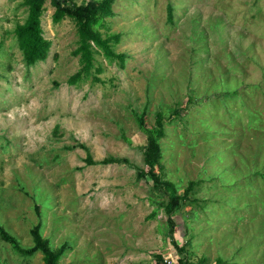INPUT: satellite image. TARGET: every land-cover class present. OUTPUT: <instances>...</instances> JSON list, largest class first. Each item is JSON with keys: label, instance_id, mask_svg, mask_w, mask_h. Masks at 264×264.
Here are the masks:
<instances>
[{"label": "rangeland", "instance_id": "374dc122", "mask_svg": "<svg viewBox=\"0 0 264 264\" xmlns=\"http://www.w3.org/2000/svg\"><path fill=\"white\" fill-rule=\"evenodd\" d=\"M71 5L87 0H68ZM171 17L167 19V6ZM107 58L75 83L76 23L53 22L45 58L26 65L13 35L21 0H0V225L22 246L39 223L60 264H264V0H113ZM99 67L100 69H96ZM96 76L95 77H93ZM163 117L160 179L137 176L145 127ZM142 114L143 126L137 116ZM89 154L92 163H86ZM127 161L101 162L104 156ZM0 264H42L0 239Z\"/></svg>", "mask_w": 264, "mask_h": 264}, {"label": "trees", "instance_id": "16d2710c", "mask_svg": "<svg viewBox=\"0 0 264 264\" xmlns=\"http://www.w3.org/2000/svg\"><path fill=\"white\" fill-rule=\"evenodd\" d=\"M44 1L45 0H21V3L25 6V16L22 21L16 22L12 28L16 45L26 65H30L37 60L45 58L48 51L50 41L43 36L40 25V15ZM49 2L53 6V10L50 14L51 21L56 22L66 15L71 17L76 23L78 38L73 53L78 54L80 67L68 76L67 81L69 83H75L82 75L89 73L93 66V54L96 51L100 50L107 58L117 56L122 59L123 53L114 52L111 46L112 43L118 41L119 34L114 32L101 36L97 28L99 25H103L100 20L113 14L111 9L113 0H87L84 3L76 5H71L68 0H49ZM170 10L171 8L168 5L166 12L167 19L171 17ZM96 69L100 68L97 67ZM93 77L96 78L94 75ZM137 120L139 124L143 126L142 114L137 116ZM144 130L146 132V140L142 148L143 166L138 168L137 176L149 178L151 185L154 187H161L167 192V199L163 207L167 214V223L169 224V241L174 245V248L180 252L182 248L175 242L171 234L175 224L171 215L178 205V201L184 198L190 190L192 181L188 182L181 194H177L172 182L160 179L158 176L156 168L160 165L161 156L159 138L163 135V117L161 112H155L153 126L148 128L144 126ZM84 159L86 163L93 162L88 153L84 156ZM121 160L127 161L126 157L112 155L104 156L100 161L110 162ZM39 226V223H35L29 229L32 238L31 245L22 246L19 244L17 238L6 231L1 225L0 239L9 243L12 249L20 254H32L35 251H40L42 264H60L59 256L63 250L64 244L62 243L58 247L52 248L47 238L41 235ZM155 258L156 263L167 264L165 261L163 262L159 254H155ZM175 264H188L186 262V256H178ZM215 264H223L220 257H216Z\"/></svg>", "mask_w": 264, "mask_h": 264}]
</instances>
